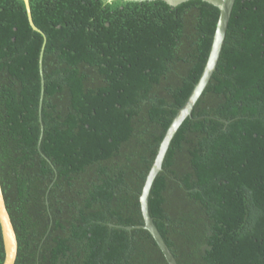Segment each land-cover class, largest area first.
<instances>
[{
  "label": "trees",
  "instance_id": "trees-1",
  "mask_svg": "<svg viewBox=\"0 0 264 264\" xmlns=\"http://www.w3.org/2000/svg\"><path fill=\"white\" fill-rule=\"evenodd\" d=\"M0 0V186L14 264H168L139 193L197 81L203 0ZM42 91V92H41ZM40 108V111H39ZM178 264H264V0H234L215 69L148 195ZM4 251L0 230V264Z\"/></svg>",
  "mask_w": 264,
  "mask_h": 264
},
{
  "label": "water",
  "instance_id": "water-1",
  "mask_svg": "<svg viewBox=\"0 0 264 264\" xmlns=\"http://www.w3.org/2000/svg\"><path fill=\"white\" fill-rule=\"evenodd\" d=\"M22 1L24 4L27 20L31 28L39 32L43 38V42L38 54V70L40 73L41 84H42L41 56L44 47V34L37 26H35V24L32 21L30 8H29V0H22ZM107 1H111V0H107ZM124 1L140 2V1H151V0H124ZM162 1L166 2L171 6H175L187 0H162ZM203 1H206L214 5L215 7H217L219 11L215 29L212 36L210 49L206 58V62L203 66V69L197 81L194 83L188 97L186 98L184 103L177 109L175 115L173 116L167 129L165 130L164 135L158 145L154 159L150 165L148 172L146 173L144 182L142 184L139 193V205L143 218V223L136 226H125L126 229H130L132 227L146 229L155 240L156 244L158 245L159 249L161 250L168 264H178V263L176 262L173 254L171 253L168 246L164 242L161 234L159 233L158 229L156 228V226L152 221V217L150 216L148 210V195H149L150 187L156 174L162 168V162L172 137L174 136V134L176 133L177 129L182 124V122L187 117L191 116L194 104L196 103L197 99L199 98L200 94L202 93L203 89L205 88L206 84L208 83L215 69L222 44L224 42L225 32L227 29L231 10L234 4V0H203ZM0 230H1L3 251H4V258L2 264H14V260L17 252V241L9 214L7 212L4 203L1 186H0Z\"/></svg>",
  "mask_w": 264,
  "mask_h": 264
}]
</instances>
